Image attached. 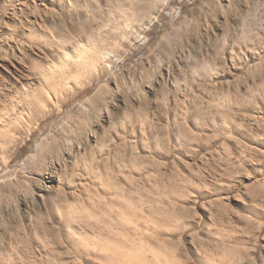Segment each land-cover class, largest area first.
Listing matches in <instances>:
<instances>
[{
  "label": "rangeland",
  "instance_id": "rangeland-1",
  "mask_svg": "<svg viewBox=\"0 0 264 264\" xmlns=\"http://www.w3.org/2000/svg\"><path fill=\"white\" fill-rule=\"evenodd\" d=\"M88 43L99 74L59 71ZM83 204L179 224L189 264H264V0H0V264L44 236L67 258Z\"/></svg>",
  "mask_w": 264,
  "mask_h": 264
},
{
  "label": "bare ground",
  "instance_id": "bare-ground-1",
  "mask_svg": "<svg viewBox=\"0 0 264 264\" xmlns=\"http://www.w3.org/2000/svg\"><path fill=\"white\" fill-rule=\"evenodd\" d=\"M50 40L52 41L54 39L50 37ZM74 46L76 45L68 48V50H64L63 53L61 52L62 61L56 65L58 66L57 68L59 71L62 72L63 69L65 71V68L68 66L76 65L83 67L84 72L93 71L95 72L94 74H99V67L105 64L106 58L109 57L110 53L105 52L95 43H88L82 47ZM47 71L48 70L45 71V69L40 68V74L44 78L46 77V80L50 77H47ZM68 83L69 82L67 81L65 84L68 85ZM64 89L66 90V88ZM56 105H58L57 102ZM111 181L107 182V184L119 191L120 189ZM97 210L95 205H93L91 209H88L84 204L80 205V218H75L70 213L65 214L61 212V216L63 214L64 217L59 223V228L62 230L64 239L67 243L65 253H67L68 257H64L62 252H57L55 247L57 242L54 238L50 239L49 237L44 236V238H42V240L44 239V242H41V244L44 251L43 257L45 258V262L41 261L39 264H189L188 260L186 261L180 256L177 244L169 241L172 235L171 231L176 229L179 224L175 223L173 225V222L170 220H166L165 218L160 219L156 217L152 211H147V219L144 220L134 219L130 221L122 216L124 214H120L121 216L118 219H88V217H92V214L95 216ZM24 264L28 263L25 262ZM205 264L229 263L225 259L216 261V259H212L211 256H209L205 258Z\"/></svg>",
  "mask_w": 264,
  "mask_h": 264
}]
</instances>
